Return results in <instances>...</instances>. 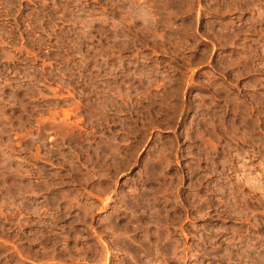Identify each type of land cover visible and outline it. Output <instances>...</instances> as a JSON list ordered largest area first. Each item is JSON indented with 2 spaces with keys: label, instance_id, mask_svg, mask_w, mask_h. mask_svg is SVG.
I'll return each instance as SVG.
<instances>
[{
  "label": "rangeland",
  "instance_id": "rangeland-1",
  "mask_svg": "<svg viewBox=\"0 0 264 264\" xmlns=\"http://www.w3.org/2000/svg\"><path fill=\"white\" fill-rule=\"evenodd\" d=\"M0 264H264V0H0Z\"/></svg>",
  "mask_w": 264,
  "mask_h": 264
}]
</instances>
